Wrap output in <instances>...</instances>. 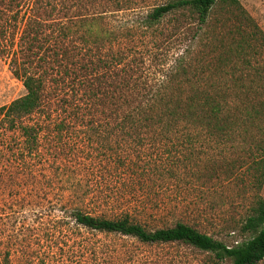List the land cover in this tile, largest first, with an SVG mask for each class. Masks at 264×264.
Returning a JSON list of instances; mask_svg holds the SVG:
<instances>
[{
    "label": "trees",
    "instance_id": "trees-1",
    "mask_svg": "<svg viewBox=\"0 0 264 264\" xmlns=\"http://www.w3.org/2000/svg\"><path fill=\"white\" fill-rule=\"evenodd\" d=\"M23 3L25 6L26 0ZM216 8L230 13L240 23L233 26L232 30L224 31L225 34H222L217 44L210 40L207 44L208 57H204L193 72L185 64V58L191 53L189 43L186 55L180 56L173 69L167 73L166 80H159L156 90L146 89L143 92L136 90L137 77H134L131 64L128 63L127 68L125 67V62L129 60L125 54L123 33L126 28H114V85L107 88L103 80L104 74L100 70L109 69V62L107 59H92L94 52L89 48L90 40L92 39L93 45H97L100 35L107 37V30L95 34L90 27L94 25L88 22L87 16L78 15L81 18L75 16L76 18H68L66 21L51 19L52 8V14L47 16L51 18H46L48 23L40 16L29 17L21 27L17 42L20 52L16 54L17 51L14 50L10 60L11 73L22 83L25 94L0 107V132L3 137L0 157L7 164L4 169H16L28 176L36 166L41 168L48 161L42 152L43 141H52V130L48 129L50 124L46 123V118L51 117L48 108L50 103L46 96L47 81L53 71L59 73L63 63L69 60L76 68V71H70L76 81L74 93L82 92L81 101L86 102L88 116H91L86 125L98 132L101 120L107 123L104 124L106 126L108 117L113 120L107 134L114 133V146L120 150L114 153V181L120 179L126 188L114 189V205L121 210L112 217L87 212L82 206L84 200L79 206L70 202L68 217L75 227L104 236L131 240L143 246L180 244L211 255V264L225 261L230 264L261 262L264 258V199L259 192L264 184V58L262 51L257 50L256 46L262 47L263 33L238 0H167L143 12L139 19L130 23L128 29L151 30L162 20L172 16L176 22L179 19L189 20L197 25L191 34V43H194L195 37L212 19ZM30 10L34 11L33 8ZM19 13L16 11L5 17L0 10V21L3 17L11 20L0 24L2 54L9 47L7 43L13 45V42L4 38L7 33L5 24L13 23V28L17 29ZM242 23L244 24L241 25ZM45 28H48V32H45ZM79 28H84L85 33L77 37L78 42L73 45L75 48H70L66 41L68 37L78 35ZM175 28L178 31L180 26ZM224 28L225 26L223 30ZM73 49L77 51L72 52ZM87 53L89 57L82 63ZM93 79L97 80L96 85H93ZM104 86L106 90L102 88ZM107 99L113 100L110 113L107 114L105 110L99 112V107L107 108ZM74 110L69 114L67 124L62 120L55 124L58 134L64 131L69 121H84L80 115L82 106L76 105ZM96 115L102 119H96ZM44 131H48V138L44 137ZM179 142L183 149L172 156L171 151L169 152L174 162H195L193 171L197 172L202 168L200 175L208 182L220 175L218 169L224 168L221 173L228 180L241 181L244 185L243 194L248 195V204L239 227L235 230L242 239L240 242L227 246L182 220L155 228L143 223L144 217L154 215L158 208L165 207L158 203L148 206L144 196L149 187L146 177L149 173L163 179L181 175L180 166H166L165 159L168 160V156L163 157L165 144L169 143L174 147ZM126 144L138 148L137 151H131L136 154L135 157L130 156ZM234 145L242 149L235 159L220 155L210 164L208 158L204 161L200 156H192L197 149L206 147L222 151ZM146 146L158 147H154L153 154H146L144 157L143 150L139 149ZM185 150L189 151V156H183ZM136 158L139 164L135 163ZM145 158L148 166L144 168L141 165L145 164ZM57 167L68 172L69 176L75 175L69 167ZM71 186L73 189L75 186L81 188V184L76 181ZM89 186L88 184L87 190L80 191L89 193ZM98 202L107 204L106 201ZM148 211H151L149 215L146 213Z\"/></svg>",
    "mask_w": 264,
    "mask_h": 264
},
{
    "label": "rangeland",
    "instance_id": "rangeland-1",
    "mask_svg": "<svg viewBox=\"0 0 264 264\" xmlns=\"http://www.w3.org/2000/svg\"><path fill=\"white\" fill-rule=\"evenodd\" d=\"M166 1L26 0V7L24 0H0V10L4 12L5 17L11 16L16 11L20 12L17 29L13 28V23L5 24L4 27L7 28L4 38L13 42V45L7 43L9 47L5 49V53H0V107L25 94L22 83L12 75L10 66L11 54L15 51L16 54L20 52L17 42L21 27L33 15L40 16L48 23L46 18H51L47 17L51 13V8L53 10L51 19L66 21L78 15L87 16L88 22L94 25L90 27L95 34L107 30L109 34L106 35L107 37L100 35L97 45H93L92 39L89 44L91 52H94L92 59L95 61L97 58L107 59L109 62L110 70H100V73L104 74L103 80L107 88L114 85L112 69L114 28L117 29L119 26L126 28L123 33L125 54L129 60L125 62V67L127 68L126 64H131L134 77H137L136 90L140 92L146 89L156 90L158 81L166 80L167 73L173 69L180 56L186 55L189 43L191 53L185 58V64H188L190 71L193 72V69L199 66V62L203 61L204 57H208L207 44L210 40L217 44L222 34L240 23L230 13L216 8L211 16L212 19H209L205 29L203 28L202 34L199 32L195 37L194 43H191V34L194 33L197 25L192 21L181 19L178 23L172 16L165 18L151 30L128 29L130 23L139 19L143 12ZM238 1L264 36V0ZM80 16L78 18H81ZM5 17L0 24L11 22L10 19L5 20ZM177 26L180 28L175 31ZM79 29L78 35L68 37L66 41L70 48H75L73 45L78 42L77 37L85 33L84 28ZM44 30L48 32V28ZM44 35L45 33L42 36ZM5 47L4 44L3 48ZM256 49L262 51L261 55L264 58V39L262 47L256 46ZM73 51L77 50L73 49ZM89 53L82 63L87 61ZM72 70L76 71V68L74 69L69 60L65 61L63 68L59 69L60 72L53 71L47 81L46 96L50 103L48 108L51 117L46 118V123L50 124L48 129L52 130V141H43L42 152L48 161L41 165V168L36 166L33 173L26 176L16 169H4L7 164L0 157V264H211V255L180 244L143 246L131 240L104 236L75 227L68 217L67 208L70 202H75L74 206H79L84 200L82 206L87 212L112 217L121 210L114 205V189H123L124 185L120 179L114 181V153L120 150L114 146V133L107 134L110 131L108 129L113 125V120L108 117L107 126L104 125L107 123L101 120L102 125L98 128V132H94L86 125V121L90 120L91 116H88L86 102L81 101L82 92L74 93L73 86L76 81L73 80L74 75L70 72ZM92 82L96 85L97 80L93 79ZM109 93L111 96V91ZM112 102L113 100L107 99L105 102L107 108L99 107V112L105 110L109 114ZM76 105L82 106L83 111L80 115L83 116L84 121L71 120L64 131L58 134L55 124L60 120L66 123L70 118L69 114L75 112ZM95 118L102 119L97 115ZM46 134L48 131H44V137L48 138ZM1 138L3 137L0 132V144H2ZM180 142L174 147L172 144H165L163 157L168 156V160L164 158L168 167L174 168L178 164L181 175L163 179L149 173L150 175L146 177L149 187L144 196L148 206L158 203L165 207L158 208L154 215L144 217L143 223L155 228L172 225L176 220H182L227 246L240 242L242 239L237 236L235 230L238 229L248 204V195L243 194L244 185L241 181L228 180L221 173L224 168L218 169L220 175L208 182L200 175L202 168L196 170L197 172L193 171L195 162H174L170 157L183 149ZM125 146L130 156L135 157L136 154L131 151H137L138 148L127 144ZM154 147L158 146H146L139 150H143L146 157V154H153ZM241 151L242 149L235 145L222 151L205 147L194 151L192 156H200L204 161L208 158V162L212 164L215 157L219 158L222 155L228 159H235ZM183 156H189V151L185 150ZM134 161L136 164L140 163L138 158ZM143 161L146 165L141 166L145 168L148 166L146 158ZM58 165L69 167L75 175L69 176V173H65L61 167H57ZM33 174L34 178H32ZM75 181L81 184V188L78 186L72 188L71 184ZM88 184L90 192L84 194L82 191L87 190ZM259 193L264 199V184ZM98 201H106L107 204H99ZM228 229L234 231L229 232ZM220 264H230V262L225 261ZM258 264H264V258Z\"/></svg>",
    "mask_w": 264,
    "mask_h": 264
}]
</instances>
